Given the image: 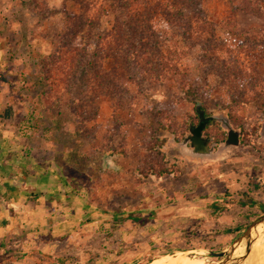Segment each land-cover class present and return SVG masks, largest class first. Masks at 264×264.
Returning a JSON list of instances; mask_svg holds the SVG:
<instances>
[{"label": "rangeland", "instance_id": "1", "mask_svg": "<svg viewBox=\"0 0 264 264\" xmlns=\"http://www.w3.org/2000/svg\"><path fill=\"white\" fill-rule=\"evenodd\" d=\"M167 1L151 0L149 4L151 8L161 6L163 12ZM201 1L208 22L216 24L214 39L209 36L212 25L207 23L203 28L204 43L236 51L239 38L218 25L220 19L229 16V1ZM100 3L101 0H0V79L4 78L6 86L14 92L27 95L26 113L18 118L23 126L19 139L31 132L29 138L62 145L66 154L63 161L70 163L63 166L68 175V182H63L64 190L70 187L74 192L76 185L85 198L90 195L95 200L97 207L95 217L90 219L94 223L90 233L93 237L85 243L87 256L81 250V256H74L73 245L65 247V255L61 257L48 254L46 258L39 245L27 243L25 247L22 244L16 247L14 256L18 257L13 261L149 264L166 254L188 252L205 258L209 264H217L220 258L209 253L227 249L264 213V93L258 103H251L248 95L252 92L250 86L264 82V48L255 47L236 55V66L232 69L236 75L231 76L244 85L238 90L224 82L219 71H214L221 66L211 64L210 60L208 64L201 62L200 49L196 48L180 61L179 68L181 76L192 82L171 81L166 85L129 82L123 92L113 96L95 77L104 68L107 72L104 70L101 75L109 74L112 67L111 63L107 65L108 59H98L96 64L101 65V70L97 75L93 66L81 64L83 60L96 58L97 36H109L114 24L111 14L99 10ZM258 3L262 19L236 13L239 31L257 33L263 28L264 0ZM74 13L88 20L97 17V25L93 28L86 23L83 31L74 33V19L70 18ZM188 15L186 12L182 21H172L157 14L152 21L157 37L147 38L145 43L152 46L162 42V48L170 54L175 46L184 48L187 44L182 35L189 33L188 26L177 25L186 24ZM128 72L123 73L131 79L133 72ZM239 72L242 74L238 75ZM195 100L205 106L206 114L217 117L222 114L231 123L230 128H224L219 121L207 127L202 134L208 146L197 147L188 141L191 127L199 122ZM21 104L22 101L19 108ZM162 117L170 126L165 132L159 130ZM230 133L236 134L237 143L229 142ZM163 136L155 149L157 139ZM170 137L184 153L178 149L172 154L169 148L162 149L164 145L170 146ZM108 151L122 158L120 164L115 162L121 169L109 175L103 162L106 159L103 153ZM126 151L136 153L127 156ZM70 154L74 156L68 157ZM75 164L79 171L74 170ZM165 170L174 177L161 182L152 177ZM79 173L93 174L94 180L88 183L84 177H78ZM181 191L186 192L183 198L187 201L204 199L199 211L193 210L194 207L187 210L183 207L186 212L150 210L157 203L177 205L179 199L174 193ZM21 219L16 214L14 221ZM32 220L34 217L29 218ZM18 234L16 240H23L28 235L27 229ZM253 263L260 264L259 257Z\"/></svg>", "mask_w": 264, "mask_h": 264}, {"label": "crops", "instance_id": "2", "mask_svg": "<svg viewBox=\"0 0 264 264\" xmlns=\"http://www.w3.org/2000/svg\"><path fill=\"white\" fill-rule=\"evenodd\" d=\"M4 81V78L0 79V264H15L13 260L18 257L14 256L17 253L16 247L20 244L25 247L27 243L39 245L40 250L46 254V258H49L48 254L61 257L65 255V247L72 248L73 245L74 256H81V251L86 252V244L93 237L90 233L94 229V223L90 219L97 213L96 202L90 195L85 198L76 185H74V192L70 187L64 190L63 182H68V175H65L66 171L63 166L70 163L63 161L66 154L62 145L58 142L51 143L45 140L38 141L33 137L29 138L31 132H28L29 136L26 134L22 140L19 139L18 134L21 132L22 125L19 124L18 118L26 113L24 101L27 95H20L12 88L9 89ZM21 101V108H19ZM11 105L15 106L14 110L10 108ZM5 107L6 109L2 110ZM159 130L165 132L168 129L160 126ZM165 135L168 136L167 133ZM164 137L157 139L155 149L158 148L160 142L162 143ZM175 142L176 140L170 137V146L164 145L162 149L169 148L172 154L179 149L182 153L180 144ZM111 153V151L107 154L103 153L106 158H103L106 165L104 170L108 175L111 171L121 169L120 165H116L115 162L119 163L122 158L119 157L120 155ZM125 153L127 156H133L136 152L126 151ZM74 170L79 171L76 164ZM94 176L93 174H78V177H84L86 182L89 180L92 182ZM78 177L76 180H79ZM152 177L157 182H161L162 180L168 181L174 175L165 170L161 174H152ZM174 195L179 199L177 205L166 206L164 203L160 205L157 203L155 208L150 210L168 212L171 209L186 212L182 210L183 207L186 210L194 207L193 210L199 211V204L203 203L200 201H204L202 198L192 202L187 201L183 198L186 192L182 191ZM16 214L19 217L22 216L21 222L14 221ZM70 216L74 220H70ZM30 217H34L35 220L29 221ZM18 225L22 230H19ZM24 228L27 229L28 235L23 240H16V236L19 237L18 232L21 233ZM36 233L38 235L34 237L32 234ZM82 244L85 245L80 248ZM85 255L87 256L88 253Z\"/></svg>", "mask_w": 264, "mask_h": 264}, {"label": "trees", "instance_id": "3", "mask_svg": "<svg viewBox=\"0 0 264 264\" xmlns=\"http://www.w3.org/2000/svg\"><path fill=\"white\" fill-rule=\"evenodd\" d=\"M150 1L151 0H101L98 6L102 13L111 14L114 17V24L109 36L99 35V37L97 36L96 38L98 39L95 48L96 58H94L96 61L89 60L88 62L83 60L81 64L83 66H93L95 74L97 75V72L101 70V65L97 67L96 64L98 59H100V57L108 59L106 60L107 65L111 63L110 66L112 67L110 68L109 74L101 75L104 70L107 72L106 68H104L101 74L99 73L95 76L98 81L103 82L106 92L108 91V93L116 96L118 92H123V87L129 82L139 81V83L152 85H166L170 84L171 81H176L180 84L186 80L192 82V79L181 76L179 68L182 66L180 61H182L185 56H190L196 48L200 49L199 59L201 62L207 63V61L210 60L211 64L217 63V66H221V69L215 67L214 71H219V76L224 82H229V84L233 86L232 88L237 90L238 87L244 86L236 82L235 79L237 78L231 76L236 75V73L232 71L236 66V55L243 52L245 53L246 51L248 52L255 47L264 48V24L262 25L263 28L257 33L251 32L250 30L239 31L236 28L237 21L234 18L236 17V13L238 14L239 12L246 16L261 17L262 19V10L261 7H259L258 0H228L231 7L229 16L225 19H220L218 22L219 26L226 27L228 30L230 29L232 32H229L239 38H237L238 45L236 46V51L226 46L219 47L213 46L210 42L209 44L204 43L206 37L203 35V28L207 26V23L212 25L209 36L214 39V27L216 24H210V22H208L210 19L201 0H168L163 9L164 13L161 10V6L151 8L149 4L151 3ZM95 6L93 9H96L97 6ZM186 12L189 13L188 18L190 17L189 20H187L188 24L179 23L177 27L181 28L188 26L189 33L186 36L182 35L183 42L187 44V46L184 45L182 49H177V46H175L173 52L170 54V52L167 51L168 53H166L162 48L164 45L162 42L160 44L153 43L152 46L147 44L148 42L145 43L147 38L157 37L152 27V21L157 14L160 13L165 15L166 20H181ZM70 18L74 19V33L77 34L83 31V28L86 27L87 24H91L89 27L94 28L98 21L97 17L94 19L91 17L90 20H88L83 16L81 17V14L78 13H74ZM82 57L83 56H81V58ZM111 57L113 59H110ZM75 62L76 59L74 58V65L76 66L77 63ZM126 70L133 72L131 79L128 78L127 74L123 73ZM240 74L242 73L239 72L238 75ZM88 79L89 77H87V80ZM263 83L264 82H261L258 85L255 84L248 88L252 89V92L248 94L252 99L251 103H258L260 97L263 96L262 94L264 92L261 90L264 86ZM254 88L260 89L259 92ZM194 105V111L197 113L199 120L200 114H203L205 119L210 120L207 121L206 127L219 121L224 128H230V126H228L231 124L230 121L228 124V121L222 114L217 118L216 116L206 114L205 106L199 100H195ZM159 125L163 129L170 128L168 122L165 121L163 117L160 118ZM131 219L133 218L131 217Z\"/></svg>", "mask_w": 264, "mask_h": 264}, {"label": "water", "instance_id": "4", "mask_svg": "<svg viewBox=\"0 0 264 264\" xmlns=\"http://www.w3.org/2000/svg\"><path fill=\"white\" fill-rule=\"evenodd\" d=\"M199 118V125L191 127V137L188 141H190V144L193 146H208L207 140L202 136V132L205 129L208 120L204 118L203 114H200ZM229 142L237 143L236 134H229ZM260 231H264V213L254 220L239 236H237L227 249L220 252H210L209 255L220 258L217 264H244L258 240ZM238 249L240 250L236 253Z\"/></svg>", "mask_w": 264, "mask_h": 264}, {"label": "bare ground", "instance_id": "5", "mask_svg": "<svg viewBox=\"0 0 264 264\" xmlns=\"http://www.w3.org/2000/svg\"><path fill=\"white\" fill-rule=\"evenodd\" d=\"M264 231H260L257 242L244 264H254L253 260L259 257L260 264H264ZM240 249L236 251L239 252ZM255 262V261H254ZM149 264H209L205 258L194 256L188 252H179L174 255L166 254L164 256L155 258ZM257 264V263H256Z\"/></svg>", "mask_w": 264, "mask_h": 264}, {"label": "flooded vegetation", "instance_id": "6", "mask_svg": "<svg viewBox=\"0 0 264 264\" xmlns=\"http://www.w3.org/2000/svg\"><path fill=\"white\" fill-rule=\"evenodd\" d=\"M216 118H217V116H216ZM206 120H207V119H206ZM208 121H210V120H208ZM199 122H200V120H199ZM199 122H198V124H197L196 126L199 125ZM206 128H207V127H205V129H206ZM205 129H204V130H205ZM204 130H203V131H204ZM202 133H203V132H202ZM202 136H203V134H202ZM228 140H229V136H228ZM207 142H208V140H207Z\"/></svg>", "mask_w": 264, "mask_h": 264}]
</instances>
